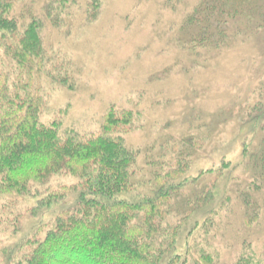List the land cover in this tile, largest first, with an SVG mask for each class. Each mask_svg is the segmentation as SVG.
I'll use <instances>...</instances> for the list:
<instances>
[{"label": "rangeland", "instance_id": "1", "mask_svg": "<svg viewBox=\"0 0 264 264\" xmlns=\"http://www.w3.org/2000/svg\"><path fill=\"white\" fill-rule=\"evenodd\" d=\"M98 1L95 7L93 0H14L7 11L18 22L19 35L26 36L35 19L40 25L33 77L45 96L41 119L60 120L64 130L87 135L101 131L109 110L120 115L128 110L133 125L127 131L121 126L118 136L140 151L138 165L152 175L158 170L150 168L149 154L165 150V142L169 147L172 140L192 138L198 148L188 166L190 187H182L189 190L181 194L204 188L212 200L190 216L178 248L184 252L187 231L198 221L188 241L207 245L219 264L241 254L264 264V178L255 173L264 147V0H223L226 11L233 13V2L240 6L228 16L229 38L205 47L187 44L203 22L185 25L201 0ZM29 8L33 17H22ZM257 104L263 110L255 115ZM167 154L161 168L174 162ZM243 191L256 207L244 204ZM16 197L10 203L0 197L4 208L22 211L8 219L20 218L21 228L1 231L0 239L11 249L60 208L43 205L33 214L37 197ZM75 200L69 197L70 204ZM211 209L213 223L204 233L202 222ZM7 251L0 254V264H11Z\"/></svg>", "mask_w": 264, "mask_h": 264}, {"label": "trees", "instance_id": "2", "mask_svg": "<svg viewBox=\"0 0 264 264\" xmlns=\"http://www.w3.org/2000/svg\"><path fill=\"white\" fill-rule=\"evenodd\" d=\"M13 1L0 0V197L10 203L16 196L35 195L33 214H39L43 205L60 208L17 247L11 249L0 239V254L11 252V264H219L218 255L208 252L207 245L188 241L198 221L187 231L184 252L178 248L190 216L212 200L204 188L181 194L189 190L182 187H190L188 166L198 143L192 138L172 140L168 147L170 143L165 142V150L153 156L146 147L143 152L149 154L150 168L158 170L152 175L138 165L140 151L118 136L121 126L127 131L133 125L128 110L121 115L109 110L96 134H77L64 130L60 120H42L45 96L41 87H35L40 81L33 77L41 51L40 25L35 19L26 36L19 35L18 22L7 13ZM222 1L201 0L189 14L185 25L203 22L189 46L212 42L220 46L229 38L226 26L232 12L225 10L227 2ZM98 2L93 0V5L98 7ZM232 4L230 9L237 14L240 6ZM31 10L22 11L21 16L33 17ZM254 110L258 115L263 109L257 104ZM166 151L174 162L161 168L159 162L169 156H164ZM257 159L261 167L254 171L264 178V147ZM65 176L75 182L68 185L58 178ZM71 196L76 200L70 204ZM241 197L247 207H256L248 193L241 192ZM21 213L0 205V235L8 227L21 228L20 218L8 221ZM212 215L213 209L202 222L204 233L213 223ZM251 219L246 216L248 222ZM230 264L259 263L241 254Z\"/></svg>", "mask_w": 264, "mask_h": 264}]
</instances>
